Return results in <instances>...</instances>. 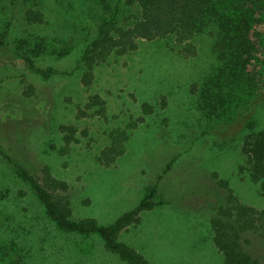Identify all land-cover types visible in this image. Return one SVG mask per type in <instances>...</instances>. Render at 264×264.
Instances as JSON below:
<instances>
[{"label":"rangeland","instance_id":"obj_1","mask_svg":"<svg viewBox=\"0 0 264 264\" xmlns=\"http://www.w3.org/2000/svg\"><path fill=\"white\" fill-rule=\"evenodd\" d=\"M29 9L40 12L41 21H27ZM122 9L126 17L135 14ZM112 15L96 0H0V33L8 36L0 47V148L31 173L41 176L48 167L66 181L63 194L76 220L107 225L154 187L151 198L167 203L142 212L140 223L122 231L119 240L152 264H221L211 220L224 193L212 173L227 180L242 203L264 208V195L238 168L244 121L257 116L264 127V36L256 52L259 100H252L239 130L224 135L222 127L212 135L208 130L224 126V119L207 121L199 108L202 89L213 88L210 81L220 68L208 32L190 41L197 54L189 57L166 39H140L135 50L106 56L94 67L90 87L82 85L81 52ZM39 36L45 52L30 56L35 68L55 70L47 78L14 53L19 40L34 43ZM26 48L18 51L25 54ZM93 94L104 100V116L86 107ZM61 125H72L76 140L66 144ZM113 130H126L127 141L123 154L104 166L96 156L110 144ZM1 183L11 191L0 201V264H126L96 236L63 234L52 226L38 232L32 193L2 161ZM245 237L247 250L264 264L263 240L252 233Z\"/></svg>","mask_w":264,"mask_h":264},{"label":"trees","instance_id":"obj_2","mask_svg":"<svg viewBox=\"0 0 264 264\" xmlns=\"http://www.w3.org/2000/svg\"><path fill=\"white\" fill-rule=\"evenodd\" d=\"M104 10L113 12L110 19L103 18L96 37L81 52L80 81L90 87L94 79V67L115 53L125 54L137 48L138 40H168V43L181 45L184 57L197 54L189 43L197 35L208 32L213 37L212 51L219 62L218 74L210 81L213 88L201 91L199 108L206 110L205 119L215 122L224 119L210 128L207 134H214L224 127V135L239 130L242 117L253 110L252 100H259L260 64L257 53L263 48L264 0H96ZM111 3L114 10L111 9ZM123 5L121 6V4ZM123 8L135 11L126 17ZM125 16H124V15ZM41 13L29 9L25 19L29 22L41 21ZM7 33H0V47L6 43ZM45 38L37 37L34 43L19 40L14 53L26 61L30 69L41 73L45 78L55 70L35 68L30 55L45 52ZM27 46L25 54L18 50ZM61 54H63L61 52ZM264 78V77H263ZM207 86V84H206ZM254 96V98H252ZM252 98V99H251ZM249 100V101H248ZM87 108L104 116V100L98 95L89 96ZM143 109L151 112L149 104ZM84 113V111H80ZM241 119V120H239ZM246 130L239 145L243 163L238 165L243 174L256 185L264 195V127H258L257 116L244 121ZM212 127V126H211ZM62 139L69 144L74 138L72 125H61ZM206 134V133H205ZM110 144L100 150L97 162L109 166L123 154L127 141L126 130H113L109 134ZM0 161L12 166L16 177L28 187L35 201V221L38 232L52 226L60 233L82 237H98L108 252L126 264H152L141 253L119 240V234L130 226L140 223L141 213L167 202L155 201L151 197L155 188H148L149 194L141 198L136 206L123 212L113 222L102 225L94 218L74 219L70 200L63 193L68 189L66 181L50 172L48 167L38 176L12 158L0 148ZM170 167V164H168ZM164 170L163 173H165ZM214 184L223 191V201L218 203L217 215L211 220L212 240L222 255L221 264H257L246 246L245 237L252 233L264 243V208H256L242 203L227 180L212 173ZM9 186L0 184V201L5 199ZM22 194L24 191L19 190ZM43 223V226H40ZM76 264H82L80 262Z\"/></svg>","mask_w":264,"mask_h":264}]
</instances>
